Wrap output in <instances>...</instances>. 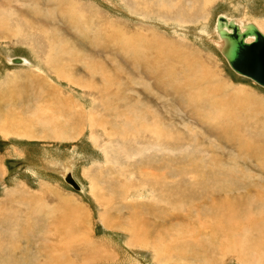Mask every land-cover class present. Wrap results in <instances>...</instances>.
Here are the masks:
<instances>
[{
	"label": "rangeland",
	"instance_id": "rangeland-1",
	"mask_svg": "<svg viewBox=\"0 0 264 264\" xmlns=\"http://www.w3.org/2000/svg\"><path fill=\"white\" fill-rule=\"evenodd\" d=\"M219 15L264 33V0H0V264H264L238 142L264 144V86Z\"/></svg>",
	"mask_w": 264,
	"mask_h": 264
},
{
	"label": "water",
	"instance_id": "water-1",
	"mask_svg": "<svg viewBox=\"0 0 264 264\" xmlns=\"http://www.w3.org/2000/svg\"><path fill=\"white\" fill-rule=\"evenodd\" d=\"M216 30L224 42L221 53L230 67L264 86V34L253 23L241 26L236 20H229L223 15L217 18ZM251 36L255 38L254 42L247 43L246 39ZM13 63L22 64L23 60L15 58ZM68 182L80 188L73 178L69 177Z\"/></svg>",
	"mask_w": 264,
	"mask_h": 264
},
{
	"label": "bare ground",
	"instance_id": "bare-ground-1",
	"mask_svg": "<svg viewBox=\"0 0 264 264\" xmlns=\"http://www.w3.org/2000/svg\"><path fill=\"white\" fill-rule=\"evenodd\" d=\"M171 2V1H170ZM73 6V5H72ZM73 10V12H74V9L75 8H72ZM76 11V10H75ZM239 12V11H238ZM72 13V12H71ZM223 16H225L226 18H228L229 20H231L232 18H229L228 16H226V15H223ZM234 20H236L241 26H243L244 24H248V23H252V22H249V21H247V20H244V19H242V18H238V19H234ZM216 23H217V21H216ZM216 23H215V26H214V28H213V31L212 32H210V34H211V36H213L214 38H215V40H214V43H215V46L218 48V50H220L221 51V49L223 48V46H224V42H223V40L220 38V36H219V34L217 33V30H216ZM256 25V24H255ZM257 26V28L262 32V30H261V27L259 26V25H256ZM263 33V32H262ZM264 34V33H263ZM254 40H255V38L253 37V36H251V37H249V38H247L246 39V42L247 43H253L254 42ZM20 58V57H19ZM20 59H23V58H20ZM227 60V59H226ZM7 62L9 63V64H13V61L11 60V58L10 57H8V59H7ZM228 62V61H227ZM17 65H24V66H28V67H30L31 69L32 68H34V69H36V68H38V67H35L34 65H33V63L30 61V60H28V59H23V63L22 64H17ZM40 70V69H39ZM238 75H240V74H238ZM243 76V75H242ZM194 78V77H193ZM195 80V79H194ZM191 84V83H190ZM193 84V83H192ZM191 84V86L193 87V85ZM225 94H228V93H225ZM189 96V95H188ZM193 97V96H192ZM191 97V98H192ZM227 97H228V95H227ZM226 97V98H227ZM236 100V101H239L238 103H240V101H241V99H240V97H238V96H235V95H231V99L229 98V101L230 102H232V103H235V105H236V108H234L233 110L234 111H236V112H238L239 114H241L242 115V112H241V110H239L240 109V107H239V104L238 103H236V102H234V100ZM221 104H223L224 105V110H226L228 113H230V108L227 106L228 104H225L224 102H222ZM239 124H241V123H239ZM232 129V128H231ZM231 129H229V130H231ZM155 132H156V130H155ZM154 132V133H155ZM238 133H241L240 131H239V129H238V131H237ZM156 133H158V135L161 137V131H157ZM166 135V134H165ZM236 135V134H235ZM245 135V134H244ZM65 136V135H64ZM163 136V135H162ZM231 136H232V134H231ZM159 137V138H160ZM244 137H246V136H244ZM243 137V138H244ZM240 144H241V151H243V149L244 148H246V149H253V152L252 153H249V155H246L247 156V159H249V160H251V159H255L258 163H260V165H261V167H263L264 168V144L263 145H257V146H254V144L252 143V144H250V142H247V141H245V139H240V141H238ZM238 147H240L239 145H238ZM240 152V151H239ZM244 152V151H243ZM248 152V151H247ZM245 153V152H244ZM245 154H247V153H245ZM244 156V155H243ZM253 157V158H252ZM70 163H72V161H70ZM259 165V166H260ZM263 165V166H262ZM72 171V168H71V166L69 165V163H65V169H64V174L63 175H65V176H63V179H65L66 177H68L69 176V174H70V172ZM74 176V175H73ZM80 189H81V187H80ZM82 191V189L80 190V192ZM176 192V191H175ZM264 196V195H263ZM264 200V198L262 199V201ZM264 206V205H263ZM235 211V210H234ZM245 212V211H244ZM247 212H249V211H247ZM236 214V213H235ZM233 216H234V214H232ZM244 215V214H243ZM245 216V215H244ZM243 216V217H244ZM247 217H249L248 215H247ZM251 218V217H250ZM252 219V218H251ZM250 219V220H251ZM253 220V219H252ZM230 221V220H229ZM235 221V220H234ZM245 221V220H244ZM223 222V221H222ZM250 222V221H249ZM249 222H248V224L245 226V228L244 229H246L247 230V233L249 232L248 231V229L250 230V224H249ZM264 222V221H263ZM234 223H236V222H234ZM252 223V222H251ZM220 224H221V222H220ZM225 224V223H224ZM253 224V223H252ZM261 224V223H260ZM74 225H76V224H74ZM228 225V224H227ZM239 225V224H238ZM237 226V225H236ZM240 226V225H239ZM253 226H254V224H253ZM256 226V225H255ZM254 226V227H255ZM253 227V228H254ZM257 227H259V226H257ZM262 227V226H261ZM264 227V226H263ZM260 228V227H259ZM255 229V228H254ZM261 229V228H260ZM263 230V229H262ZM224 231V230H223ZM254 230H252V232H253ZM256 231H257V229H256ZM259 232V231H258ZM260 233V232H259ZM258 233V234H259ZM262 233V232H261ZM228 234V233H227ZM249 234H251V233H249ZM247 235V234H246ZM245 235V236H246ZM260 236H261V234H260ZM262 236H264V234L262 233ZM248 237V236H247ZM194 241V240H193ZM230 241V240H229ZM243 241V240H242ZM245 245L246 246H248L249 245V241H248V239L247 238H245ZM202 246V245H201ZM242 247V246H241ZM183 254H182V256H183V258L184 257H186L187 255H189V254H191V252L190 251H183L182 252ZM179 254H181V253H179ZM191 256V255H190ZM192 256L194 257V256H196V253H193L192 254ZM189 257H187V259H188ZM94 260V259H93ZM251 260V259H250ZM95 261V260H94Z\"/></svg>",
	"mask_w": 264,
	"mask_h": 264
},
{
	"label": "crops",
	"instance_id": "crops-1",
	"mask_svg": "<svg viewBox=\"0 0 264 264\" xmlns=\"http://www.w3.org/2000/svg\"><path fill=\"white\" fill-rule=\"evenodd\" d=\"M69 161H72V160H69Z\"/></svg>",
	"mask_w": 264,
	"mask_h": 264
}]
</instances>
